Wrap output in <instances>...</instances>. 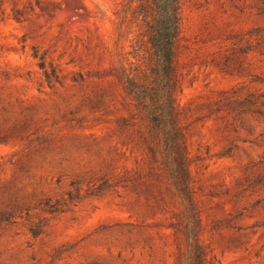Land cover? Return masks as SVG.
<instances>
[{
    "label": "rangeland",
    "instance_id": "obj_1",
    "mask_svg": "<svg viewBox=\"0 0 264 264\" xmlns=\"http://www.w3.org/2000/svg\"><path fill=\"white\" fill-rule=\"evenodd\" d=\"M153 15L151 0H0V264H264V0H181L190 201L124 79L148 71Z\"/></svg>",
    "mask_w": 264,
    "mask_h": 264
},
{
    "label": "trees",
    "instance_id": "obj_2",
    "mask_svg": "<svg viewBox=\"0 0 264 264\" xmlns=\"http://www.w3.org/2000/svg\"><path fill=\"white\" fill-rule=\"evenodd\" d=\"M154 15L147 22L145 31L150 61L146 71L140 68L125 69L124 79L128 91L146 111L149 121L157 131L161 143L180 155L178 127L171 96L173 58L175 42L179 33L181 0H151ZM140 63V62H139ZM176 160V159H175ZM172 179L185 200L190 201L191 193L187 168L183 158L173 163Z\"/></svg>",
    "mask_w": 264,
    "mask_h": 264
}]
</instances>
